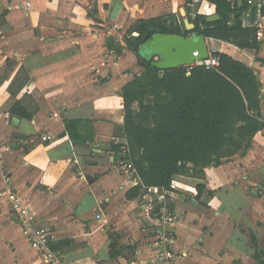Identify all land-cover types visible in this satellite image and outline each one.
Returning <instances> with one entry per match:
<instances>
[{
	"label": "crops",
	"instance_id": "1",
	"mask_svg": "<svg viewBox=\"0 0 264 264\" xmlns=\"http://www.w3.org/2000/svg\"><path fill=\"white\" fill-rule=\"evenodd\" d=\"M233 1L249 3L243 21L260 28V50L207 42L255 69L264 118V0ZM181 10L184 23L196 12L218 17L207 0H0V145L11 147L0 150V264H47L9 188L53 230L66 264H164L154 196L128 197L140 179L113 145L126 142L121 89L144 68L126 37L140 20ZM72 120L90 122L73 133L91 139L74 141ZM175 179L177 264H264V128L204 178Z\"/></svg>",
	"mask_w": 264,
	"mask_h": 264
},
{
	"label": "trees",
	"instance_id": "2",
	"mask_svg": "<svg viewBox=\"0 0 264 264\" xmlns=\"http://www.w3.org/2000/svg\"><path fill=\"white\" fill-rule=\"evenodd\" d=\"M207 1L216 5L218 17L209 19L196 12L189 16L195 24L192 30L172 14L138 21L125 39L127 48L144 62L143 71L121 89L126 142L113 145L117 157L131 163L140 179L128 193L130 198L145 194L151 186L172 190L178 175L204 178L206 167L245 154L256 133L264 128L261 83L255 69L244 61L220 52L218 68L200 65L188 73L187 67L181 66L162 75L138 54L141 44L157 32L197 33L241 49L260 50V28L243 21L247 1L242 5L233 0ZM88 124L67 121L66 130L74 141L81 138L84 142L91 137H77L73 132ZM203 188L198 185L199 194Z\"/></svg>",
	"mask_w": 264,
	"mask_h": 264
},
{
	"label": "built area",
	"instance_id": "3",
	"mask_svg": "<svg viewBox=\"0 0 264 264\" xmlns=\"http://www.w3.org/2000/svg\"><path fill=\"white\" fill-rule=\"evenodd\" d=\"M251 2V1H250ZM209 56L207 59L196 61L191 65H187L188 73L196 66L203 65L208 69L218 68L220 66L221 57L220 52H224L222 48H212L208 43ZM11 151L9 145H0V150ZM118 165L124 170L130 172L132 175H137L136 169L129 162H118ZM172 187L176 186L174 183ZM147 191L152 197V208L157 207L156 217L161 228L158 236L160 247L159 256L164 264H177V254L174 250L176 243L175 224L178 220L176 212L173 210L171 204L167 199V195L172 190L161 189L159 187H148ZM8 196L12 209L16 212L19 223L21 224L24 233L28 237L31 245L36 248L43 256L47 264H66L61 256L52 249L51 244L55 240V233L53 230L42 224L41 219L34 212L26 208L17 196L16 191L12 188L8 189ZM101 214L98 215L100 219Z\"/></svg>",
	"mask_w": 264,
	"mask_h": 264
},
{
	"label": "water",
	"instance_id": "4",
	"mask_svg": "<svg viewBox=\"0 0 264 264\" xmlns=\"http://www.w3.org/2000/svg\"><path fill=\"white\" fill-rule=\"evenodd\" d=\"M181 12L184 13V10ZM185 25L187 30L195 28V24L187 18ZM138 54L150 61L164 75L167 70L207 59L209 50L207 38L202 34L181 35L157 32L141 44Z\"/></svg>",
	"mask_w": 264,
	"mask_h": 264
},
{
	"label": "rangeland",
	"instance_id": "5",
	"mask_svg": "<svg viewBox=\"0 0 264 264\" xmlns=\"http://www.w3.org/2000/svg\"><path fill=\"white\" fill-rule=\"evenodd\" d=\"M180 15V17H179V20L181 21V22H184V18L185 17H187L188 18V16H187V11L185 10V12L183 13V14H179ZM190 21V20H189ZM191 22V21H190ZM209 45L212 47V48H223V44L221 43V42H218V41H212V40H210L209 41ZM241 58H243V57H241ZM138 60H139V62H140V64H142V66L144 67V62H143V60L140 58V57H138ZM127 162V160H125V159H123L122 157H120L119 158V162ZM176 180V179H175Z\"/></svg>",
	"mask_w": 264,
	"mask_h": 264
}]
</instances>
